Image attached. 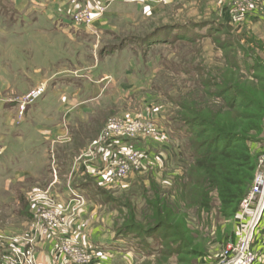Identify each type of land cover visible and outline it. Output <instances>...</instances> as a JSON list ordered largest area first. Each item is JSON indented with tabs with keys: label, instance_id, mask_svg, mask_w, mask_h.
<instances>
[{
	"label": "rangeland",
	"instance_id": "374dc122",
	"mask_svg": "<svg viewBox=\"0 0 264 264\" xmlns=\"http://www.w3.org/2000/svg\"><path fill=\"white\" fill-rule=\"evenodd\" d=\"M0 2V31L7 28L5 25L16 30L13 36L0 37V101L7 103L12 120V132L0 144L14 154L9 156L8 165L0 161L1 229L8 225L15 228L16 243L30 234L36 257L38 247L44 245L60 264H223L237 234L252 230L251 247L264 264V209L255 223L257 212L264 206L262 191L248 210H242L243 197L237 212L225 217L220 213L216 191L206 186L202 173L192 166L189 152L201 139L180 135L173 139L169 134V127L182 126L193 117L215 126L247 129L246 144L256 160L248 192L256 178L264 180V0H180L132 17H107L114 31L104 38L83 40L76 44L79 46L58 34L39 33V21L28 25V18L16 10L18 0ZM103 15L94 10L84 17L94 23ZM171 28L187 39L173 35L166 39ZM120 57L133 58L136 68L128 72L132 79H125L127 84L116 96L90 102L89 109L95 113L88 121L79 120L74 103L66 110L72 117L61 109L54 118L56 123L65 124L63 132H51L53 121L42 123L38 116L37 122H27V106L19 118L21 101L47 77L57 71L81 74L93 66L116 70L123 77L124 70L116 69ZM137 73L140 78L135 77ZM89 88L93 91L94 87ZM225 92L249 98L257 110L227 103ZM50 93L47 98L52 97ZM150 118H159L161 126L148 127L150 132L115 133L105 145L100 139L99 145L112 157L108 160L106 156L105 167L93 163L90 147L112 121L121 119L123 125H132ZM46 137L50 138L49 153L34 149L30 154L28 146ZM132 148L144 153L142 167L126 177L112 178L117 153ZM81 169L83 176L78 181L76 175ZM82 179L90 180L87 193H94L91 182L102 191L94 200L96 209L85 211L93 216L88 229L119 241L112 248L79 245L64 228L66 215L72 221L85 219L87 214L80 208L87 199L63 208L56 201L53 205L46 201L55 188L76 185ZM20 196L25 203L20 202ZM56 206L62 225L49 230L48 236L41 235L42 222L47 226L42 220L37 230L32 225L36 221L33 213L41 215ZM160 221L168 225L155 229ZM130 225L140 229L117 236ZM144 229L152 232L139 249L136 243L143 238L140 234ZM37 261L39 264L38 257Z\"/></svg>",
	"mask_w": 264,
	"mask_h": 264
},
{
	"label": "crops",
	"instance_id": "0c3cea01",
	"mask_svg": "<svg viewBox=\"0 0 264 264\" xmlns=\"http://www.w3.org/2000/svg\"><path fill=\"white\" fill-rule=\"evenodd\" d=\"M15 1L16 0H13V3H15ZM177 1L180 0H163V2H155L152 0H18V4L16 3V10L23 16V18L26 20L28 18V25H30L33 21H39V33L46 35L51 33L58 34L65 38L66 41L76 45L81 43L83 40H94L97 37L104 38V36L106 37L108 33L113 32L114 28L110 23L107 22V17H132V15H138L148 10H157L163 5H167V3L170 5L176 3ZM96 3L106 6L102 19L96 20L89 26L75 25L72 23V11L84 6H89L91 9L95 10ZM11 21L14 23V19ZM5 26L7 28H4V30L0 31V37L7 38L13 36L16 32L14 27H9V25ZM123 51L126 52V50ZM127 58L128 59H123V57H120L118 58L119 61L117 62L116 69L124 70L123 77L121 72L118 75L116 70L115 72L101 70L100 66L90 67L86 72H82L81 74L79 72L77 73L72 71L67 72L66 75L63 71H57L55 74L47 77L44 82H40L41 84L44 83L46 85L45 92L39 99H37L35 103L29 105L26 112L29 118H27L26 121H32L33 119L35 122H37L39 119H37L36 116H38L39 118H43L42 121H40L42 123L53 121L50 124L52 128L51 132H63L66 128L65 124L62 122L60 124L56 123L54 118L57 116V112L61 109L65 111V116L67 115L72 117L69 113H66L68 112L66 110L68 109L70 103H74L72 108L74 113L77 114L75 115L79 117V120L88 121L91 118V115L95 113L94 110L90 111L89 109L90 102H93L97 99L99 100L101 98L112 97L113 95L116 96L118 92H121L122 86L127 84L125 79H132L129 77L128 72L129 70H132L131 68H136V66L132 61L133 58ZM83 73L91 74L84 75ZM132 77L134 78V76ZM135 77L140 78L138 73ZM86 78L88 80H86ZM35 83H37V81H35ZM89 87H94L93 91H91V88ZM49 90L52 92L50 93L52 94V97L47 98V92ZM40 99L41 102H39ZM4 102L5 100L0 101V140L3 138L5 139V137L9 135L8 133L12 132L10 130V126H12V120H10L11 116L8 115L9 110L7 109V106L3 105ZM153 119L156 120L159 125L161 124L159 118ZM0 145V161L2 160L1 163L3 165H8V158L14 157V154L12 153L11 149H9V147H6L2 144ZM49 145L50 138L46 137V139L43 141L39 140L35 144H30L28 146V150L30 154L34 153V149L49 153ZM107 155L109 156L108 160L111 159L112 153H110L109 150L105 151V148L101 147L97 150V155L92 159V161L99 168H101V166L105 167L108 163V160L106 159ZM82 169L76 175L79 176L76 179L78 181L81 180L80 178L83 176ZM78 183L76 182V185L70 184V186L77 189L76 186ZM69 189L70 188L68 185H65L59 189L55 188L53 191H51L52 195L61 208L67 205H70V207L76 206V202L72 200V195ZM80 192L84 197L86 194L85 199H87L85 207L80 208V210H84L83 213H85V211H94L96 209L95 207L97 206L94 202V200H96L95 198L97 192L94 191L93 194L89 192L87 193V190ZM67 216L68 215L65 216L64 221L66 222V225L64 228L75 237V241L79 245L96 249H109V247L112 248V245L115 242H119L117 240H112L110 236L104 237L96 235L91 232L90 229H88L90 226L89 224L93 219L92 214H87L84 216V220H81L80 218L76 221H72V218ZM85 223L88 224L87 227H85ZM13 229L15 228H13L11 225L5 226L2 229L0 228V258L3 256L7 246L17 242V239L13 235L15 232ZM47 248L48 247H45L44 245L43 247H38L37 257L39 258V264H60V261L56 256L47 252Z\"/></svg>",
	"mask_w": 264,
	"mask_h": 264
},
{
	"label": "trees",
	"instance_id": "16d2710c",
	"mask_svg": "<svg viewBox=\"0 0 264 264\" xmlns=\"http://www.w3.org/2000/svg\"><path fill=\"white\" fill-rule=\"evenodd\" d=\"M171 29V33L167 34L166 39H169L171 35H173L172 37L177 36L178 39H187L184 38V35L179 37L177 29ZM193 30L198 31V26H194ZM143 43H146V40H143ZM224 98L227 103L238 105L245 110H257L255 103L247 97H235L225 92ZM3 105L7 106V103L4 102ZM247 131V129L236 130L215 126L211 122L200 120L197 117L186 120L182 126L169 127V134L173 139H177L179 135L183 138L196 136L201 139V142L192 148V153L189 152L190 157L194 160L192 166L202 173L206 186L216 191L220 203V213L225 217H231L237 212L241 199L248 192L254 179L256 160L246 144L249 137ZM89 182L90 180H82L76 188L80 191H88L90 190ZM91 184L93 191H96L98 196L100 189L96 187L95 183L91 182ZM203 197L207 199L206 195ZM19 200L25 203L21 196ZM205 205L208 206V204ZM25 211L28 213V209ZM165 225H168L167 222L160 221L155 229H160ZM138 229H140L139 226L130 225L123 228V232L119 230L117 236H126V234L133 233ZM169 229H173L172 224H169ZM150 232L152 230L147 229L141 232L140 235L143 238L136 243L139 249L142 248L143 241L146 240Z\"/></svg>",
	"mask_w": 264,
	"mask_h": 264
},
{
	"label": "built area",
	"instance_id": "2783aa9c",
	"mask_svg": "<svg viewBox=\"0 0 264 264\" xmlns=\"http://www.w3.org/2000/svg\"><path fill=\"white\" fill-rule=\"evenodd\" d=\"M88 1H95V0H88ZM155 2H162L163 0H152ZM106 6L103 4L96 3L95 5V11L99 14H103L105 12ZM91 11H94L89 6H84L81 8H77L74 11L71 12V21L75 25H84L89 26L91 23L87 21L84 17V15L90 14ZM46 85L44 83L37 85L35 88H33L30 93L26 96L24 100L21 101L20 104V115L19 118L21 119L24 113V109L26 106L33 104L37 99H39L45 92ZM123 121L121 119H116L112 121V123L109 124L108 128H106V131H104L103 136H101L97 141H94V143L91 145L89 150V156L91 159H93L97 155L98 147H101L98 142L100 139L103 142V145L107 142V139L110 137V135L125 132L128 134H133L136 131H142L144 132H150L148 131L149 128L161 126L157 123L154 119H147V120H138L134 121L132 125L129 123H125L123 125ZM135 123V124H134ZM156 129V128H155ZM144 153L142 150L138 148H132L126 151H121L120 153H117L116 157L114 158V166L111 170V176L112 178H123L126 177V175L133 170H138L142 165L144 164ZM70 188V193L72 195V200L76 203H84L85 197L83 194L78 190L68 185ZM262 191L261 193L264 194V180L260 178H256L253 188L244 196V198L241 201V207L242 210H248L250 206L252 205L256 195L259 191ZM263 194L260 196V199H262ZM46 201H49L50 204L52 202L56 201L54 196L49 194ZM45 198V199H46ZM259 199V201H260ZM263 201V200H261ZM57 202V201H56ZM264 203V201H263ZM53 205V204H52ZM55 206V205H54ZM57 209V206L52 209L51 211L47 213H43L41 215L33 213L34 219L36 218V221L32 224L33 226H36V229L38 230V225L40 221L42 220L45 222L47 227H44L45 225L42 222L43 229L41 235H49V230L53 231L56 230L58 227H60L61 221L60 217L58 216V212L55 210ZM259 213V214H258ZM260 213L257 212L256 215V221L260 219ZM41 216V217H40ZM32 219V221L34 220ZM255 218L253 217L252 220ZM35 230V229H34ZM253 237L252 230H247L244 234H237V239L235 243H231V254L228 259L225 260L223 264H261L260 260H257V256L255 255V252L253 248L251 247V241ZM35 238V237H34ZM64 258L62 257V260ZM72 262H74L72 260ZM0 264H38L36 254L33 250L32 246V236L29 234L28 237H24L23 240L19 243H14L11 246V249L3 255V257L0 259Z\"/></svg>",
	"mask_w": 264,
	"mask_h": 264
},
{
	"label": "water",
	"instance_id": "95a60500",
	"mask_svg": "<svg viewBox=\"0 0 264 264\" xmlns=\"http://www.w3.org/2000/svg\"><path fill=\"white\" fill-rule=\"evenodd\" d=\"M263 209H264V206H263V207H261V209H260V212H261ZM255 223H256V222H255ZM255 223H254V224H255Z\"/></svg>",
	"mask_w": 264,
	"mask_h": 264
},
{
	"label": "bare ground",
	"instance_id": "6f19581e",
	"mask_svg": "<svg viewBox=\"0 0 264 264\" xmlns=\"http://www.w3.org/2000/svg\"><path fill=\"white\" fill-rule=\"evenodd\" d=\"M264 198V197H263ZM263 198H262V200H263Z\"/></svg>",
	"mask_w": 264,
	"mask_h": 264
}]
</instances>
